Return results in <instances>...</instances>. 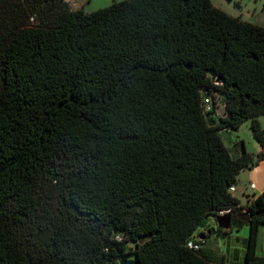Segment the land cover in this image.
Listing matches in <instances>:
<instances>
[{"label": "trees", "instance_id": "16d2710c", "mask_svg": "<svg viewBox=\"0 0 264 264\" xmlns=\"http://www.w3.org/2000/svg\"><path fill=\"white\" fill-rule=\"evenodd\" d=\"M262 116L264 27L211 0H0V264H226L202 241L244 225L264 264V193L231 191ZM248 121L262 150L235 157L221 131Z\"/></svg>", "mask_w": 264, "mask_h": 264}, {"label": "rangeland", "instance_id": "374dc122", "mask_svg": "<svg viewBox=\"0 0 264 264\" xmlns=\"http://www.w3.org/2000/svg\"><path fill=\"white\" fill-rule=\"evenodd\" d=\"M76 9H82L87 13H93L97 10L111 6L114 2H123L127 0H67ZM213 4L217 6H224V8L237 9L243 7L242 12L250 13L249 17H255L252 20L261 19L264 21V0H211ZM232 1V2H231ZM229 5V7H228ZM226 6V7H225ZM220 105V113L223 115V108ZM261 128L264 129V116L258 119ZM222 140L225 146L230 150L233 156L242 154L243 149L249 154H258L261 152V146L254 138L251 130V122L244 123L238 131L225 130L221 133ZM264 174L252 176L250 170L246 169L240 172L238 175L237 192L234 193L245 209L246 199L244 189L250 187L253 182H259L260 178H263ZM250 196H256L257 193L247 194ZM246 213V210L243 211ZM217 230V221L215 216L206 218L198 232L196 233L197 239L200 233H204L208 236V231ZM249 237V227L244 225L239 230L232 229L228 235H218L213 233L206 240L202 241L204 252L214 260V262L231 264H243L245 256L246 242ZM200 239V238H199ZM258 256H264V226L260 227L258 237Z\"/></svg>", "mask_w": 264, "mask_h": 264}, {"label": "crops", "instance_id": "0c3cea01", "mask_svg": "<svg viewBox=\"0 0 264 264\" xmlns=\"http://www.w3.org/2000/svg\"><path fill=\"white\" fill-rule=\"evenodd\" d=\"M232 2V1H231ZM215 5V4H214ZM216 7H218L219 9H222L223 11H225L226 13L230 14L231 16H234V17H240L241 19H243L244 21H247L249 23H252L254 25H257V26H261V27H264V21H262L261 19H256L255 21L252 20L254 19L255 17H249V14L250 13H244L242 12L243 10V7H238L237 9H233L235 12H233L231 9H227V8H224V6H217L215 5ZM226 7V6H225ZM229 7V5H228ZM76 9V8H75ZM219 116H222L220 111L218 110V114ZM222 133V131H221ZM240 156V154H237L235 155V157H238ZM252 176L254 175H259V174H264V162L260 163L258 166H256L254 169H251L250 170ZM260 181L259 182H253L252 184H254L256 186L255 189H251V186L248 188L246 187L244 189V193H246L245 195V199L246 201H248L247 198L250 199V195H247V194H250V193H257L256 196H259L261 195L262 193H264V177L263 178H260L259 179ZM238 190V189H237ZM247 204V202H246ZM246 206V205H245Z\"/></svg>", "mask_w": 264, "mask_h": 264}, {"label": "water", "instance_id": "95a60500", "mask_svg": "<svg viewBox=\"0 0 264 264\" xmlns=\"http://www.w3.org/2000/svg\"><path fill=\"white\" fill-rule=\"evenodd\" d=\"M220 121V118L218 119ZM249 200V198H247ZM239 219L242 221H246L250 223V218L247 213L240 215ZM217 221V228L224 230V231H230L232 228V214L228 213L225 215H218L216 217ZM120 264H134L133 261H121Z\"/></svg>", "mask_w": 264, "mask_h": 264}, {"label": "built area", "instance_id": "2783aa9c", "mask_svg": "<svg viewBox=\"0 0 264 264\" xmlns=\"http://www.w3.org/2000/svg\"><path fill=\"white\" fill-rule=\"evenodd\" d=\"M211 101L209 99H206L205 100V105H204V109H205V112H209L211 111ZM256 186L254 184H251V189H255ZM232 192L236 193L237 192V189L236 188H232L231 189ZM230 213L229 211H223V212H220V215H225V214H228ZM189 247L190 248H193L195 250H200V245H198L197 243H194L193 241L189 242Z\"/></svg>", "mask_w": 264, "mask_h": 264}]
</instances>
